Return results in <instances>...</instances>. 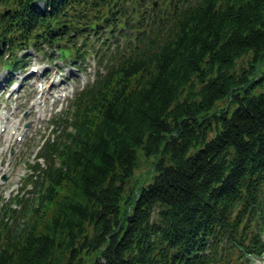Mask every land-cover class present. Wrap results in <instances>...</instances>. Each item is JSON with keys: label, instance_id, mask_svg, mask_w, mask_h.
I'll use <instances>...</instances> for the list:
<instances>
[{"label": "trees", "instance_id": "16d2710c", "mask_svg": "<svg viewBox=\"0 0 264 264\" xmlns=\"http://www.w3.org/2000/svg\"><path fill=\"white\" fill-rule=\"evenodd\" d=\"M45 50L95 80L0 203V264L264 257V0H0V67Z\"/></svg>", "mask_w": 264, "mask_h": 264}, {"label": "rangeland", "instance_id": "374dc122", "mask_svg": "<svg viewBox=\"0 0 264 264\" xmlns=\"http://www.w3.org/2000/svg\"><path fill=\"white\" fill-rule=\"evenodd\" d=\"M51 53L57 54L55 52ZM27 57H32V60H30L25 72H28L30 67H43L45 89H43L44 91L37 89L35 86L36 80H28L25 83L26 85L19 84L20 86L16 87L18 91L21 89L20 95L18 92L15 93V98L19 99L17 102L13 100L6 103L3 97L0 101V115L4 113L1 110V103H6L14 108L10 114V125L19 124L20 133L25 131L26 125H30L27 130L28 138L24 142L17 143L13 140L12 145L14 147L11 150L14 152L13 158L10 157L11 151L2 150L4 148L7 149L11 145V137L7 135L8 132L4 136H0V161H2L3 165H6L4 171L13 169V172H8L10 179L7 184L0 186V203L3 205L12 202L16 197H28L27 191L23 190L29 177L27 167L30 168L31 164L36 165L39 152L47 141L52 142L56 139L53 119L63 117L76 93L92 85L95 80L94 62H88L84 70L78 72L76 69L67 66V64L58 62V57H51L50 54L48 56H43V54L40 56L34 54L29 56L28 54ZM22 79H25V77H22ZM10 94L11 92H8L7 96ZM63 94L66 95V99H63ZM41 96L43 97L41 98ZM33 102L42 103L43 109L45 108L47 113L40 112V115H37L36 109H30ZM222 107L225 108L226 104L220 105L219 108ZM9 113L10 109L7 111V115ZM155 162V159H147L141 154L135 178L127 188L136 182L148 185L155 176L153 170ZM253 262L254 264H264V259L260 262L257 260Z\"/></svg>", "mask_w": 264, "mask_h": 264}]
</instances>
